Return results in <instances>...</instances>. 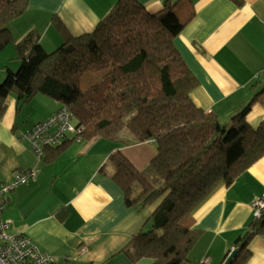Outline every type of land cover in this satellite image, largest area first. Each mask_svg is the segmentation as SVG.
I'll use <instances>...</instances> for the list:
<instances>
[{"label": "crops", "instance_id": "obj_1", "mask_svg": "<svg viewBox=\"0 0 264 264\" xmlns=\"http://www.w3.org/2000/svg\"><path fill=\"white\" fill-rule=\"evenodd\" d=\"M117 1L28 0L25 13L9 25L12 40L0 53V83L5 66L15 72L20 65L16 45L30 38L28 49L39 44L51 53L67 38L91 33ZM136 1L157 14L168 0ZM239 1L169 0L185 24L173 45L198 82L190 95L195 106L226 124L250 104L246 120L254 127L264 119V0ZM60 107L44 96L25 104L13 95L6 98L0 118V184L26 170H34L35 178L4 197L0 222L8 224L9 234L28 237L52 256L53 264H150L133 262L124 251L146 231L155 205L141 212L127 209L110 179L114 165L109 157L120 152L138 171L150 174L153 143L126 146L97 138L70 143L50 161H45L46 149L39 160L21 136ZM121 139L130 135L123 132ZM262 195L264 156L230 186L218 185L185 218L191 229L201 231L187 264H200L204 258L221 264L246 232L254 218L253 203ZM249 252L245 264H264V234L250 241Z\"/></svg>", "mask_w": 264, "mask_h": 264}, {"label": "trees", "instance_id": "obj_2", "mask_svg": "<svg viewBox=\"0 0 264 264\" xmlns=\"http://www.w3.org/2000/svg\"><path fill=\"white\" fill-rule=\"evenodd\" d=\"M163 6L150 14L136 0H118L91 33L67 38L51 53L39 44L28 49L31 39L26 38L15 46L18 69L5 66L0 118L12 95L20 104L44 96L71 112L81 132L66 134L60 146L47 149L45 161L77 139L126 146L153 143L154 179L120 152L109 157L114 165L110 179L127 209L141 212L155 205L150 228L138 233L132 249L124 252L133 262L187 264L201 231L191 229L185 218L218 185L230 186L264 156V119L251 126L246 120L249 104L222 125L214 113L195 106L190 95L198 82L173 45L185 24L169 0ZM27 8L28 0H0V53L12 40L9 25ZM123 132L130 139H121ZM262 234L264 211L225 258L235 251L231 264H245L250 241Z\"/></svg>", "mask_w": 264, "mask_h": 264}, {"label": "built area", "instance_id": "obj_3", "mask_svg": "<svg viewBox=\"0 0 264 264\" xmlns=\"http://www.w3.org/2000/svg\"><path fill=\"white\" fill-rule=\"evenodd\" d=\"M264 75V70L262 72ZM74 116L66 108H59L45 121L36 124L22 139L30 142L35 156L41 160L46 149L60 146L67 138L66 134H79L76 126L72 124ZM77 143L80 141L77 139ZM34 170L16 172L13 178L0 184V210L4 197L19 185L33 181ZM253 217L258 218L264 211V195L257 199L252 206ZM55 259L40 251L32 241L24 235H11L8 233V224L0 222V264H53ZM200 264H209L204 258Z\"/></svg>", "mask_w": 264, "mask_h": 264}, {"label": "water", "instance_id": "obj_4", "mask_svg": "<svg viewBox=\"0 0 264 264\" xmlns=\"http://www.w3.org/2000/svg\"><path fill=\"white\" fill-rule=\"evenodd\" d=\"M236 255L235 251H232L224 260V262L222 264H231V262L233 261L234 257Z\"/></svg>", "mask_w": 264, "mask_h": 264}, {"label": "rangeland", "instance_id": "obj_5", "mask_svg": "<svg viewBox=\"0 0 264 264\" xmlns=\"http://www.w3.org/2000/svg\"><path fill=\"white\" fill-rule=\"evenodd\" d=\"M15 69H16V68H15ZM15 69H14V70H15ZM1 81H2V80H1ZM72 123L74 124L75 121H72ZM220 123L223 125V122H220ZM146 174H147V173H146ZM149 177L152 178V177H153V174L150 173V174H149ZM156 178H158V177H156ZM152 179H154V178H152ZM150 225H151V224H149V225L147 226L146 231L150 228Z\"/></svg>", "mask_w": 264, "mask_h": 264}]
</instances>
